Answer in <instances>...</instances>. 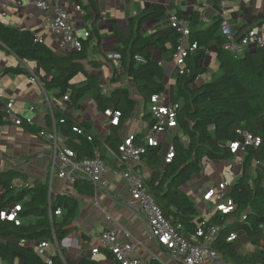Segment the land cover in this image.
<instances>
[{
  "label": "trees",
  "instance_id": "16d2710c",
  "mask_svg": "<svg viewBox=\"0 0 264 264\" xmlns=\"http://www.w3.org/2000/svg\"><path fill=\"white\" fill-rule=\"evenodd\" d=\"M89 4L93 8L94 2ZM95 14H89L86 20L96 18ZM166 15L165 7L149 4L137 19L130 21L128 34L120 33L119 27L112 25V32L118 39L114 51L121 60L120 70L111 79L109 93L103 91L99 77L87 72V64L95 65L89 58L96 32H89L88 38L82 37L79 51L60 53L45 42H35L32 30L7 25L0 19V42L3 47L22 62L37 63L44 73L37 78L54 100L68 97L69 103L77 109L81 101L90 96L98 113L103 114L107 110L121 113L119 127H113L106 137L97 135L92 124L78 121L72 112L54 110L53 114L47 115L45 130L53 132L55 124L57 134L74 152L75 162L99 156L114 170L126 169L109 154L112 151L117 155L122 142L121 134L138 106L132 90L121 85L123 81L132 84L143 100L142 119L148 126L155 123L150 111L151 98L165 92L166 74L161 61L154 59V53L172 58L179 45L180 34L169 25L151 35H144L143 30L148 23L162 21ZM176 15L188 23V42L197 48L186 58L188 74H177L175 79L173 102L180 108L177 113L178 127L172 138L175 154L171 163L164 164L163 145L150 147L141 141L143 134L133 135L135 144L144 147L141 160L151 173L145 179L146 185L166 219L182 237L189 239L199 227V212L194 199L183 191L182 186L202 172L204 157L211 161L231 159L230 145L243 142L244 133L260 139L258 147L247 148L242 174L230 189L229 196L237 205L235 211L218 213L203 223L207 229L219 227L212 248L225 264H264V48H252L244 55L235 56L225 50L228 41L221 31L223 17L217 16L206 23L199 11H177ZM245 29L238 32L235 38H239ZM211 49L215 51L219 68L207 83L197 85V79L209 72L207 57ZM137 57L143 58L144 63H138ZM6 72L28 73L24 67L7 69ZM79 76L84 79L80 84L75 82ZM0 121H4L3 113H0ZM41 131L37 129L38 133ZM16 180L22 181V184L17 185ZM24 180L26 176L22 173L0 172V211L15 205L22 206L18 213L19 225L0 220V259L4 264L115 262L114 256L105 250H101L97 257L82 258L78 262L65 259L60 254L46 260L35 247L28 246L42 241L61 243L75 233L80 203L75 196L52 192L49 182L35 181L29 185ZM73 189L83 197L94 196L98 187L77 177ZM58 210L61 211L60 216L55 215ZM232 233L239 234V237L234 242H228ZM245 240L254 251H241L240 244ZM149 264L162 263L152 260Z\"/></svg>",
  "mask_w": 264,
  "mask_h": 264
},
{
  "label": "crops",
  "instance_id": "0c3cea01",
  "mask_svg": "<svg viewBox=\"0 0 264 264\" xmlns=\"http://www.w3.org/2000/svg\"><path fill=\"white\" fill-rule=\"evenodd\" d=\"M14 1L16 0H0V19L7 25L38 33L47 45L62 53L61 40L53 36L43 26V14L28 5L30 0H21L24 4L22 8L14 6ZM80 1L82 13L76 12L69 3L65 4L66 10L75 21L79 37H84L85 32L97 33L90 49L89 58V61L94 62L95 65L87 64L86 66L87 72L99 77L101 85L106 89L111 87V79L119 67V63L108 59V55L114 53V48L118 44V39L112 32V25H117L120 33L128 34L130 21L137 19L149 4L165 7L167 15L162 21L148 23L143 30L144 35H151L157 29L168 26L169 16L176 14L177 11L183 13L199 11L201 18L206 23L211 22L217 16H221L231 24L236 33L244 28H246L245 30L258 29L264 33V0H251L249 3L244 0H218L217 3L209 0H96L93 8L89 1ZM2 11L6 12V16L2 15ZM94 12L97 17L94 15L96 18L86 20V16L94 14ZM97 38L101 39L100 43ZM154 59L163 64L165 79L169 83V90L172 91L177 75V69L172 58H164L160 54L154 53ZM207 64L208 73L217 72L219 64L214 49L208 53ZM21 67H24L28 73L6 72L7 69ZM29 69L38 72L35 73L37 76H33ZM106 73H112L109 80L104 79ZM40 74L43 76L44 73L39 69L37 63L22 62L7 48H0V113H3L9 100L13 98L15 100V113L20 117L33 119L32 125L21 127L0 121V172L15 171L22 173L26 176L24 182L29 185H33L35 181L49 182L52 192L75 196L80 203L79 215L75 221L76 232L61 243L49 242L50 245L44 255L45 259L51 260L57 254L75 262L82 258H94L91 249L98 242L99 235L106 229L124 227L144 244L143 248H140L136 254L142 264H149L152 260L158 259L165 261L167 252L152 239L147 217L142 214L141 208L132 201L125 179L120 174H115V171L119 170H114L108 166L112 171H107L103 176L107 186L98 187L94 196H78L73 185L58 178L62 166L61 162L53 153V145L37 132L39 128L40 130L47 129V115L53 114L54 110L72 112L78 121L92 124L94 132L100 137L107 136L104 127L108 125V122L104 119L103 114L100 115L101 118L97 119V122L87 115L82 116L80 110L85 99L81 101L80 107L77 109L63 100H54L45 91L40 79L37 78L41 76ZM210 78L211 76L208 77L207 81ZM125 83L126 81H123L121 85H128L131 90L135 91L132 84ZM32 109L34 110L31 111ZM139 112L136 119L140 118V130L130 132L128 130L131 124H128L125 132L123 131L124 134L134 135L141 133L143 129L145 131L148 123L142 119V111ZM243 158L244 156L239 153L233 155L232 161L227 163L211 161L190 182L192 194L188 195L205 211L204 215L200 213L197 217L199 223L216 215L213 211V205L203 202L202 196L205 191L215 188L219 181L229 182L228 177L230 183L234 184L242 174ZM150 175V170L147 169L144 172L145 179L149 178ZM15 183L20 186L22 181L16 180ZM1 196L2 190L0 189V198ZM83 235L85 237H82ZM36 244L30 243L28 246L36 247ZM241 251L244 252L243 249ZM104 263L117 264L108 260ZM0 264H4L1 259Z\"/></svg>",
  "mask_w": 264,
  "mask_h": 264
},
{
  "label": "built area",
  "instance_id": "2783aa9c",
  "mask_svg": "<svg viewBox=\"0 0 264 264\" xmlns=\"http://www.w3.org/2000/svg\"><path fill=\"white\" fill-rule=\"evenodd\" d=\"M87 1L95 2L96 0ZM244 1L249 3L251 0ZM66 3L71 4L76 12L82 13V3L80 0H30L28 4L43 14L44 28L61 40L63 53L79 51L82 48V37L78 36L75 21L66 10ZM13 4L17 8L24 7L21 0H16ZM2 15L6 16V12L2 11ZM168 23L170 27L180 34L179 45L172 57L177 74H188L186 58L188 54L197 48L196 45H190L188 42L190 35L188 23L180 19L176 14L169 16ZM221 31L228 41L225 50L235 56L244 55L252 48H264V33L258 29L245 30L236 39L237 33L232 29L231 24L224 19ZM89 36V32L84 33V38H88ZM34 40L39 43L44 42V39L38 33H34ZM1 47H3V44L0 42ZM108 59L119 63L121 57L114 51V53L108 55ZM136 61L144 63V59L141 57H137ZM29 70L35 76V70ZM169 89V83L166 82L165 92L160 95H154L151 98L150 111L152 113V120L155 123L150 126L147 124L145 131L143 129L140 133L143 134L141 141L145 142L147 146H164L165 142L170 145L169 150L163 156L164 164L171 163L174 158L175 151L172 145V138L174 131L178 127L177 113L180 108L179 104L173 102L174 93L171 95ZM62 100L66 103L70 102L68 97H64ZM14 105L15 100L11 98L3 111V120L13 123L18 127L24 124L32 125L33 119L18 116L14 111ZM121 116L119 111L107 110L103 113L104 119L108 122V125L104 127L107 135L111 133V128L119 127ZM127 126L124 127V132ZM39 135L53 145V153L61 162V170L58 173L59 179L73 185L77 177H82L96 187L107 186V183L103 180V176L111 169L99 156L93 160H84L80 163L75 162L73 160L75 157L74 152L66 146L64 139L57 134L55 124L53 132L49 133L43 130ZM161 136H164V142H161ZM121 139L122 142L119 145L117 155L112 151H109V153L116 157L120 164L125 165L126 169L115 171V174H120L125 179L132 201L141 208L148 219L152 239L167 252L166 260L158 259V261L162 264H225L218 252L212 248V242L220 231L219 227L207 229L205 228V223L200 222L194 236L189 239L182 237L166 219L161 208L149 193L144 177V172L147 168L141 160L144 154V147L135 144L133 135L122 133ZM259 145L260 139L254 138L249 133H244L243 142L232 143L230 145V152L233 155L241 153L244 156L248 147H258ZM209 162L211 160L208 157H204L202 159V167L204 168ZM232 185L233 183L227 181H219L215 188L205 191L202 196L203 202L213 205L215 214L234 212L237 205L229 196ZM21 208L22 206L16 205L9 210L0 211V220L12 221L16 225H19L18 213L21 212ZM198 212L202 215L205 213L203 209H199ZM55 215L60 216L61 211H56ZM238 237L239 234L232 233L228 237V242H234ZM49 245V242L42 241L41 243H37L35 248L41 256H44ZM143 245L142 242L138 241L124 227L106 229L99 235L98 242L91 249V254L93 257H97L100 255L101 250H105L114 256L116 263L142 264L136 254L140 248H143Z\"/></svg>",
  "mask_w": 264,
  "mask_h": 264
},
{
  "label": "rangeland",
  "instance_id": "374dc122",
  "mask_svg": "<svg viewBox=\"0 0 264 264\" xmlns=\"http://www.w3.org/2000/svg\"><path fill=\"white\" fill-rule=\"evenodd\" d=\"M16 25V24H15ZM18 26V24L16 25ZM33 70V69H32ZM111 74L112 73H106V78H104L105 80L106 79H110L111 78ZM177 74V73H176ZM214 73H207V74H203L201 75L198 79H197V82L196 84L197 85H201V84H205L207 83V79L209 76L213 75ZM83 76H79L77 78V80L75 81L76 83H81L83 82ZM108 86V85H107ZM128 86V85H127ZM112 88L111 87H108V89H106L104 86H103V91L105 93H109V91L111 90ZM132 92H133V96L134 98L137 100L138 102V106H137V111L135 112V115L133 117V119L131 120V122H129V124H131L130 126V129L128 131H132V132H136L138 130H140L139 128V124L141 123L140 121V118L136 119V117L139 115V111L143 109V100L140 98V96L137 95L136 91H133L132 89ZM171 95H173L174 93V88H172V91H170ZM80 113L82 114V116L84 115H87L89 117L92 118V120H94L95 122H97V119L101 118V114L98 113L96 107H95V104L93 102V100L91 99L90 96H87L85 98V102L80 110ZM136 130V131H135ZM105 133V132H104ZM136 134V133H135ZM165 141V138L164 136H161V142H164ZM170 148V145L168 143H164V146H163V154H165ZM232 161V159H228V160H225V161H214V163H227V162H230ZM223 170V169H222ZM227 178V177H226ZM216 179L218 180V177H216ZM227 180H229V183H230V179L229 177L227 178ZM232 181V179H231ZM232 183V182H231ZM182 189L185 193L187 194H192V189H191V185L190 183H187L185 184L184 186H182ZM199 209H203L200 205H198ZM198 209V210H199ZM240 247L243 249L244 253H247V252H251L253 250H255L248 242H246V240L240 244Z\"/></svg>",
  "mask_w": 264,
  "mask_h": 264
},
{
  "label": "bare ground",
  "instance_id": "6f19581e",
  "mask_svg": "<svg viewBox=\"0 0 264 264\" xmlns=\"http://www.w3.org/2000/svg\"><path fill=\"white\" fill-rule=\"evenodd\" d=\"M43 131V130H42ZM40 134V133H39ZM64 139V138H63ZM64 141H65V139H64Z\"/></svg>",
  "mask_w": 264,
  "mask_h": 264
},
{
  "label": "water",
  "instance_id": "95a60500",
  "mask_svg": "<svg viewBox=\"0 0 264 264\" xmlns=\"http://www.w3.org/2000/svg\"><path fill=\"white\" fill-rule=\"evenodd\" d=\"M142 214L144 215L143 211H142Z\"/></svg>",
  "mask_w": 264,
  "mask_h": 264
}]
</instances>
